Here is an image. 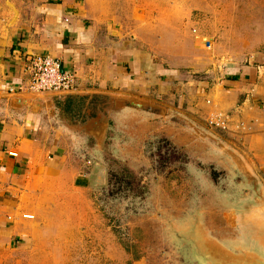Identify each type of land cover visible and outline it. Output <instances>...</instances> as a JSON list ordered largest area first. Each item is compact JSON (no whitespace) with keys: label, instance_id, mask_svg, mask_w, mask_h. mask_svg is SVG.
Returning <instances> with one entry per match:
<instances>
[{"label":"crops","instance_id":"obj_1","mask_svg":"<svg viewBox=\"0 0 264 264\" xmlns=\"http://www.w3.org/2000/svg\"><path fill=\"white\" fill-rule=\"evenodd\" d=\"M93 6L103 3L37 0L32 19L22 23L15 4L9 17L0 5V264H28L34 245L29 213L39 211L30 206L33 193H82L104 178L121 152L141 151L146 143L176 137L178 147L218 170L216 193L242 182L232 158L174 120L177 115L202 127L222 115L228 129L207 131L242 158L264 190V51L231 62L194 90L178 68L155 62L147 46L110 31ZM201 39L205 48L212 42ZM33 56L59 59L78 90L29 92ZM9 89L17 91L9 95ZM134 101L148 105L135 107ZM104 124L100 144L91 132L96 135ZM137 154L128 165L147 162ZM209 223L208 217L213 233Z\"/></svg>","mask_w":264,"mask_h":264},{"label":"rangeland","instance_id":"obj_2","mask_svg":"<svg viewBox=\"0 0 264 264\" xmlns=\"http://www.w3.org/2000/svg\"><path fill=\"white\" fill-rule=\"evenodd\" d=\"M36 1L0 0V5L9 17L15 4L27 23ZM90 1L103 3L91 8L101 10L98 18L110 31L147 46L155 62L178 68L194 90L231 62L264 51V0ZM203 37L212 40L211 49ZM172 140L132 150L147 158L139 165H128L134 156L121 152L104 178L82 193H33L30 206L39 211L29 213L34 245L27 263L175 264V229L198 209L205 225L209 217L215 236L231 235L229 212L216 204L220 198L212 188L218 170Z\"/></svg>","mask_w":264,"mask_h":264},{"label":"water","instance_id":"obj_3","mask_svg":"<svg viewBox=\"0 0 264 264\" xmlns=\"http://www.w3.org/2000/svg\"><path fill=\"white\" fill-rule=\"evenodd\" d=\"M132 105L141 108L148 104L134 101ZM159 109L166 112L165 108ZM175 117L186 122L196 136L212 142L232 158L243 179L235 183L236 187H226L223 193H217L220 201L216 204L228 210L229 221L237 228L236 233L224 239L215 236L209 231L207 223L202 222L205 220L203 211L196 210L189 221L187 218L175 229L178 249L175 264H264V190L258 179L246 168L242 158L222 140L183 116ZM106 127V124L102 125L96 135L91 132L100 144L104 141Z\"/></svg>","mask_w":264,"mask_h":264},{"label":"built area","instance_id":"obj_4","mask_svg":"<svg viewBox=\"0 0 264 264\" xmlns=\"http://www.w3.org/2000/svg\"><path fill=\"white\" fill-rule=\"evenodd\" d=\"M212 42L206 41V48H212ZM30 75L29 83L26 89L32 93L40 94H70L78 90L76 78L69 71L64 70L63 64L59 59L51 56H33L30 59L28 68ZM17 90L9 89V95L15 94ZM1 95V92H0ZM209 127L221 131L228 129L227 120L222 115L213 117L209 123ZM16 157V153H12Z\"/></svg>","mask_w":264,"mask_h":264},{"label":"flooded vegetation","instance_id":"obj_5","mask_svg":"<svg viewBox=\"0 0 264 264\" xmlns=\"http://www.w3.org/2000/svg\"><path fill=\"white\" fill-rule=\"evenodd\" d=\"M113 162H114V161L109 162L110 165L108 166V168L111 166V164H112ZM108 168H107V169H108ZM214 175L216 176V174H214Z\"/></svg>","mask_w":264,"mask_h":264}]
</instances>
